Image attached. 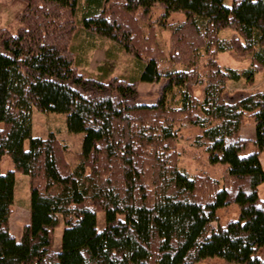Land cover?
<instances>
[{"label": "trees", "instance_id": "obj_1", "mask_svg": "<svg viewBox=\"0 0 264 264\" xmlns=\"http://www.w3.org/2000/svg\"><path fill=\"white\" fill-rule=\"evenodd\" d=\"M14 1L16 28L0 27V166L4 155L12 163L0 169V264H264V90L224 94L228 80L264 68V0ZM154 7L167 52L148 25ZM176 12L184 18L168 23ZM78 18L85 43L73 40ZM99 37L141 61V80L162 81L155 101H137L135 79L78 69ZM224 50L249 65L219 64ZM32 107L64 114L66 130L82 133L79 149L53 132L33 136ZM245 119L253 137L240 132ZM177 124L198 127L191 145L225 167L221 182L177 165ZM16 172L29 185L19 239L8 221ZM231 204L237 217L219 222Z\"/></svg>", "mask_w": 264, "mask_h": 264}, {"label": "rangeland", "instance_id": "obj_2", "mask_svg": "<svg viewBox=\"0 0 264 264\" xmlns=\"http://www.w3.org/2000/svg\"><path fill=\"white\" fill-rule=\"evenodd\" d=\"M231 0H227L229 3ZM21 8V4L14 0H0V27H8L12 30L16 28L17 22L15 21V13ZM160 9L154 7L149 17L148 25L153 20L159 17ZM184 18V14L176 12L168 17V23H178V21ZM154 22V21H153ZM153 32H155V40L158 46L167 52L169 48L170 32L167 28L159 27L154 22ZM78 27L74 31L75 43H85L84 36L79 31L83 26L80 19H77ZM231 29H224L220 31V36L225 37L230 35ZM73 43V42H72ZM111 40L99 37L92 38L89 42V46L85 49L83 56L80 55V63H77L78 69L85 75L108 78L111 76H119L127 79H135L137 83V101L141 103H150L156 100L162 81L151 82L140 79V67L141 61L132 57L125 52L122 47L116 45L118 50L111 51ZM115 45V44H114ZM114 49V48H112ZM110 51V52H109ZM109 52V53H108ZM76 53V52H75ZM77 55V54H76ZM218 63L234 68H244L249 65L250 59L246 57H238L233 52L224 50L217 54ZM100 68V69H98ZM264 90V68L257 71L254 74L252 81H247L244 78L238 80H228L225 86L224 94L227 97L237 98L242 94L252 91ZM196 95L200 97V88L195 91ZM180 129L181 137L178 139L177 147L181 154L179 156L177 165L190 174H207L212 178L222 181V176L225 171V167L221 164H210L208 162L207 154L202 147H194L191 145V140L199 132L198 127L177 124ZM253 125L245 119L241 125L240 132L245 136L253 137ZM49 132H53L60 141L67 146L69 152H73L79 149L82 133H69L64 124V114L55 112H42L35 107L31 108V134L33 136L45 137ZM28 140H24V147H27ZM71 155V154H69ZM261 166L264 170V152L259 154ZM12 167L11 160L8 155H4L1 160L0 169L2 172H6ZM13 204L11 206V213L9 216V229L11 233L20 238L21 229L25 222L28 220L29 215V185L28 176L23 173L16 172L14 174V191H13ZM258 196L264 198V182L258 186ZM238 213L237 206L231 204L225 208L218 210L219 222L224 223L230 218H236ZM97 227L101 228L104 222L103 213L98 212L96 214ZM215 224V223H214ZM62 225L61 223L54 230V248L59 247L60 234ZM264 253V250H263ZM207 264H222L220 258H212L206 261Z\"/></svg>", "mask_w": 264, "mask_h": 264}]
</instances>
